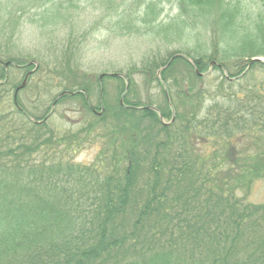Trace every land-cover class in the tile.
Wrapping results in <instances>:
<instances>
[{"label": "trees", "instance_id": "obj_1", "mask_svg": "<svg viewBox=\"0 0 264 264\" xmlns=\"http://www.w3.org/2000/svg\"><path fill=\"white\" fill-rule=\"evenodd\" d=\"M79 1L14 0L13 12L7 9L13 24L8 33L3 28L2 35L8 34L3 50L9 49L26 13L40 10L43 19L62 18L65 8ZM174 1L178 12L167 23H158L159 31L175 38L183 33L194 43V55L191 49L170 53L147 69L148 77L170 58L160 75L180 62L183 80L191 84L201 79L194 66L203 71L210 61L228 82L229 76L264 69L259 60L247 69L252 58H264V5L250 0ZM128 2L118 5L123 14ZM145 4L144 14L156 9ZM200 34L204 41L196 39ZM203 47L210 52L205 54ZM14 56L10 62L26 64ZM229 66L232 73L226 72ZM165 80L163 76L159 82ZM173 81L175 95L169 90L157 111L138 109L137 102L110 109L118 124L107 135L128 137L108 142L102 158L91 165L66 155L77 148L76 136L82 133L57 136L34 123L28 129L0 130V264H264V203L250 205L235 196L239 189L248 194L253 181L264 177V152L248 154L235 141L249 133L251 123L238 116L230 96L227 106L216 104L200 119L202 89L194 91L193 84L182 89ZM72 95L84 93L64 97ZM246 97L255 104V93ZM172 109L173 121L163 124L159 116L170 120ZM2 122L8 123L4 117Z\"/></svg>", "mask_w": 264, "mask_h": 264}, {"label": "rangeland", "instance_id": "obj_2", "mask_svg": "<svg viewBox=\"0 0 264 264\" xmlns=\"http://www.w3.org/2000/svg\"><path fill=\"white\" fill-rule=\"evenodd\" d=\"M121 1L80 0L78 6L65 8L62 18L57 16L48 20L39 17L37 13L40 10L36 13L32 10L22 16L16 34L8 42L9 49L3 50L2 46L7 41L4 37L8 36L5 33L13 24L7 9L12 11L14 0H0V119L4 117L8 122L0 124V127H4L0 128L2 132H11L20 125L28 129L34 123L57 136L82 133L79 138L76 136L77 148L66 155L70 161L91 165L102 158L108 142L119 140L116 136L121 140L128 137L122 134L107 135L117 123L109 113L111 108L116 109L117 104L129 108L126 106H130L131 102L139 103L138 109L142 108V104L152 105L155 109L164 107V100L167 99L163 96L169 90L175 95L174 79L182 89L191 84L189 80H183L186 75L180 62L174 63V67L163 75L166 77L164 84L159 82L163 77L161 71L157 74L159 69L151 78L147 73L152 64L166 60L170 53L177 50L183 53L185 49L192 50L194 47L191 39H185L183 33L175 38L170 33L166 34L167 31H159L158 23H167L177 14L175 1L128 0V11L124 14L118 7ZM143 1L150 2L149 8L153 6L156 9L146 8L148 10L144 14L146 4ZM250 1L255 6L264 5V0ZM3 28H6L4 35ZM196 39L204 41L205 38L200 34ZM203 48L205 54L210 52L208 47ZM191 52L194 55L193 50ZM12 55L26 63L34 61L37 69L34 65H14V62H10ZM231 61L233 63V59L228 62ZM238 61L241 60L236 63ZM5 63H8L7 66ZM225 69L229 73L234 70L231 66ZM25 73L29 75L24 86L16 93L17 107L13 93L22 83ZM199 73L203 74L201 79L191 85L194 91L202 89L203 100L198 109L200 119L216 104L218 107L227 106L230 96L238 116L251 123L249 133L235 138L237 147L248 149L251 155L263 153L264 69H251L244 77V73L229 76V82L225 81L222 71L210 68L208 64ZM116 74L123 75V81L116 78H120ZM100 75L102 78L99 80ZM82 83L87 86L85 97H64V94L61 96L64 98H57L65 90L77 94L81 89L77 86ZM126 84L128 87L124 94ZM253 93L257 95L255 104L249 101L253 98L246 100V96ZM90 106L96 113L92 112ZM118 119H121V125L123 116ZM236 120L242 122L238 118ZM168 121L167 118L163 120L164 123ZM90 125L93 127L90 131H83ZM121 165L126 167V161L122 160ZM246 192L237 190L236 199L241 198L243 203L250 205L263 204L264 177L256 178L248 194Z\"/></svg>", "mask_w": 264, "mask_h": 264}, {"label": "water", "instance_id": "obj_3", "mask_svg": "<svg viewBox=\"0 0 264 264\" xmlns=\"http://www.w3.org/2000/svg\"><path fill=\"white\" fill-rule=\"evenodd\" d=\"M180 55L182 56V54H180ZM183 57H185V56H183ZM185 58H186V60H187L191 65L194 66V63H193L192 59H190L189 57H185ZM171 59H172V58L169 59V61H168V63H167L166 65H164L163 67L159 68L157 74H159V72H160L162 69H164L166 66H168V64H169V62L171 61ZM254 60H259V61H263V62H264V60H262L261 58H258V57H256V58H252V59L248 62L247 69L249 68V66L251 65L252 61H254ZM7 64H8V63H5L4 65L7 66ZM32 64L34 65V68L37 69V64H36L34 61H28V63H27V65H32ZM208 65L210 66V68H212L214 65H217V64H216L215 61H210V62L208 63ZM218 66H220V65H218ZM194 72H195L198 76L203 75L202 73H199V72H198V70L195 68V66H194ZM28 75H29V73L26 74V76L24 77L22 83L14 89L13 100H14L15 103H16V93H17V91H18L19 89H21V88L24 86V84H25V82H26V79H27ZM116 75H117V76H120L121 78H124L123 75H121V74H116ZM241 75H242V74H241ZM225 76H226V75H225ZM226 77H227V76H226ZM101 78H102V75H100L99 80H100ZM127 87H128V84L125 85V92H124V94H126ZM81 91L83 92V90H81ZM64 94H74V93H71V92H68V91H64V92H61V93L58 95L57 98H60V97L63 96ZM124 94H123V96H124ZM166 94H167V93H166ZM121 104H122V103H121ZM142 108H144V107H142ZM146 108H151V109H153V110L156 111V109L153 108V107L146 106ZM173 118H174V115H173V109H172V118H171V121H170V122L173 121ZM37 122H38V121H37ZM166 124H168V123H166Z\"/></svg>", "mask_w": 264, "mask_h": 264}, {"label": "flooded vegetation", "instance_id": "obj_4", "mask_svg": "<svg viewBox=\"0 0 264 264\" xmlns=\"http://www.w3.org/2000/svg\"><path fill=\"white\" fill-rule=\"evenodd\" d=\"M25 74H26V73H25ZM25 76H26V75H25ZM84 94H85V93H84ZM14 104L18 107L17 102H16V103L14 102ZM126 107L131 108L132 105H130V106H126ZM92 108H93V107L90 106V109H92ZM141 109H142V108H141ZM19 110H20V109H19ZM92 112H93V113H96V112H95V109H92ZM159 117H160V116H159ZM164 119H165V118H163L162 116L160 117V121H161L163 124H166V122H165V123L163 122ZM170 120H171V119H170ZM170 120H169V121H170Z\"/></svg>", "mask_w": 264, "mask_h": 264}]
</instances>
